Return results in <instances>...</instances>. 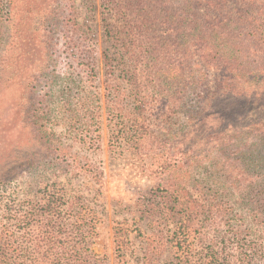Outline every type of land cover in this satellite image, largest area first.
<instances>
[{"label":"rangeland","instance_id":"obj_1","mask_svg":"<svg viewBox=\"0 0 264 264\" xmlns=\"http://www.w3.org/2000/svg\"><path fill=\"white\" fill-rule=\"evenodd\" d=\"M4 1L0 0V233L9 220H16L15 214L31 207L42 211L62 195L64 208H74L76 215L83 209L81 215L85 213L94 225L90 249L96 264H210L205 257L209 246L226 247L222 254L234 259L237 242L222 236L211 241L214 232L208 216L200 212L189 217L187 208L217 194L232 215L239 214L247 207L232 188L256 184L261 177L254 172L242 177L234 140L223 143L231 145L224 154L215 142L205 140V127H192L188 109L208 102V93L219 90L215 72L202 69L207 77L196 91L165 89L170 101L180 98L183 106L153 107L151 87L159 85L144 81L150 87L139 86V94L126 81L123 93L110 96L105 63L108 56L116 63L121 47L105 34L101 0H36L35 4L24 0L19 3L23 9L13 12L12 25H18L14 42ZM187 1L172 3L174 14L184 21ZM204 2L196 1L197 22L208 20L210 10ZM230 2L229 9H235ZM211 16L215 19L216 13ZM144 74L138 78L148 80ZM172 75L177 76L174 71ZM183 79L187 83L188 78ZM121 97L127 101L118 104ZM250 103L258 108L253 114L264 116V96ZM138 106H144L140 121L147 119L154 140L146 148L131 142L124 129L142 112ZM97 112L99 129L91 117ZM122 120H128L126 125ZM37 121L41 131L33 126ZM170 145L180 164L168 178L157 166L160 150ZM46 221L47 217L32 221L34 249L42 248Z\"/></svg>","mask_w":264,"mask_h":264},{"label":"trees","instance_id":"obj_2","mask_svg":"<svg viewBox=\"0 0 264 264\" xmlns=\"http://www.w3.org/2000/svg\"><path fill=\"white\" fill-rule=\"evenodd\" d=\"M196 1H187L189 6L184 21L174 14L173 0H101L105 34L110 40L120 43L121 47L116 63L107 57L106 91L110 96L123 93L120 90L127 81L131 90L139 94V86L156 84L158 88L151 87L154 96L150 104L153 107L155 103L183 106L180 98L170 101L165 89L168 92L173 89L181 92L183 87H188L196 91L203 87L207 77L205 71L215 72L219 90L208 93V102L199 101V104H193L188 109L192 127H205V140L212 141V144L215 142V148L219 147L224 154L231 145L223 143L234 140L238 144L242 177L250 172L258 173L261 177L256 184L240 183L232 188L238 192L239 203L247 207L243 206L241 213L232 215L229 206L222 204L217 194H210V198L201 203L193 201L192 206H187L190 215H186L190 217L201 212L208 216L210 231L214 232L211 241L222 236L223 240L237 242L234 259L228 253L222 254L226 247L216 249L209 246L205 252L208 263L264 264V116L253 114L258 108L250 103L264 96V0H232L237 6L235 9H229L231 0H205L210 10L205 22H197ZM22 2L24 0H5L3 3L7 9L6 15L11 19L13 42L18 25H12V19L15 10L18 13L23 9L24 5L19 4ZM32 3L37 1L33 0ZM214 13L215 19L211 16ZM47 14L48 9L44 11L42 19ZM243 22H247L246 25ZM182 40H186V43ZM186 45L188 47L184 51ZM144 49L148 56H145ZM187 52L190 55L186 57ZM139 60H142L140 65L133 64ZM173 71L177 76L172 75ZM145 72L143 76L148 80H140L138 76ZM183 77L188 78L187 83L182 81ZM121 98L117 99L118 104L127 101ZM143 103L144 106L148 105L145 101ZM144 106H138L142 112L131 118L128 129L124 128L131 134V142L140 148L154 143L150 139L152 130L149 122L147 119L140 121L144 117ZM119 108L123 109V106ZM171 109L177 112L178 108ZM91 117L95 118V125L99 129L100 114L93 113ZM125 117L121 116L122 119ZM126 122L128 120H122L124 125ZM33 126H36V130H42L40 121ZM165 129L170 132V127ZM201 135H197L196 139ZM159 154V171L167 172L168 178L174 177L180 164L177 153L170 145L160 150ZM178 197L176 205L179 203ZM63 201L64 197L58 195L45 204L42 211L31 207L27 212L15 214L16 220H9L0 233V264H96L95 255L90 249V238L95 231L92 221L85 218V213L81 215L83 209L77 210L76 215L74 208H64ZM36 217L43 220L47 217L43 225L45 235L39 244L42 248L47 246L46 251L39 247L32 248L35 244L37 246L34 236H31L32 221Z\"/></svg>","mask_w":264,"mask_h":264}]
</instances>
